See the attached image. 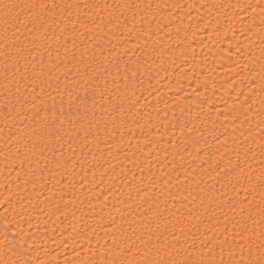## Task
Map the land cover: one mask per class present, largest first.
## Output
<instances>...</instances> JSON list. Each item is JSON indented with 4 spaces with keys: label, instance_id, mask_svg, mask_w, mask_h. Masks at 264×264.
<instances>
[{
    "label": "snow or ice",
    "instance_id": "6c2138e0",
    "mask_svg": "<svg viewBox=\"0 0 264 264\" xmlns=\"http://www.w3.org/2000/svg\"><path fill=\"white\" fill-rule=\"evenodd\" d=\"M247 7L254 10L251 4ZM152 9L150 0H113L112 3L108 0H0V94L5 100L0 110L7 109L0 114L13 121L19 119L24 125L22 130L9 136V141L15 140L20 145L16 153L10 155L5 148L0 154L11 161L13 168L19 165L16 179L22 181L25 192L29 184L32 193H36L37 184L41 189L51 184L48 191H60L63 202L62 210L60 202L53 206L40 201L43 192L28 196L17 194L20 215L27 217L29 227L30 213L36 209L48 218L56 215L57 219L59 215L68 219L71 210L75 219L76 211L72 209L78 199L77 188L83 190L86 185H93L89 191L99 200L101 193H96L94 187L97 169L104 168L107 172L110 167L115 173L120 165L121 185L128 188V199L121 201L126 210L117 209L118 216L111 212L103 215L108 200V194H104L101 215L87 217L81 228L75 224L72 227L75 236L86 242L87 251L83 257L77 252V259H65L63 264H264V83L260 85V107L256 109L260 117L256 125L260 129L259 140L249 120L255 97L245 96L240 106L244 115L240 124L248 123L249 127L247 131L240 127L238 136H233L234 144L243 137V147L236 145L234 162L229 159V165L217 164L212 169L217 176H222L221 189L225 191L218 195L206 192L201 187L203 180L200 183L189 180L195 169L192 168L194 161H189L185 167L183 153L187 145L182 143L177 150L174 142L164 140L166 131L160 132L157 128L160 139L145 140L147 152L139 143L132 145L133 133L139 130L143 134L147 129L152 135L155 127L151 118L145 122L137 119L140 97L136 94L135 81L157 49L163 53L168 47L160 37L159 22L154 16L149 19ZM261 13L264 14V6ZM261 55L264 56V48ZM259 75L264 80V63ZM238 119L233 117L234 122ZM236 132L237 129H233V133ZM126 133L127 148L124 146ZM216 139L224 146L228 143L227 137L223 141ZM166 143L171 144L172 151L160 147ZM133 147L142 154V159L132 151ZM257 152L259 168H254L249 157L256 160ZM121 154L124 161L139 170L141 185L144 169L151 171L153 161L159 164L161 175L153 174L151 182V188L159 186V195L148 196L150 189L134 183L136 171H132L131 180L128 179L129 170L121 163ZM112 159L116 164L111 163ZM199 167L201 172L209 171L202 165ZM181 170L186 184L180 191L186 195L179 203L187 207L185 201L192 204L199 201L198 207L203 212L193 218V209L189 208L188 219L194 220L191 227L181 216L170 229L164 217L165 213L176 216L173 208L177 196L169 189L173 186V174L178 180ZM89 175L93 178L91 181ZM227 188L236 195L229 196ZM133 191L143 201L137 202L135 214L131 211ZM241 191L243 199L238 198ZM45 199L51 201L52 197ZM86 199L91 204L92 196ZM25 200L29 212L24 211ZM84 203L80 200V204ZM161 203L165 206L164 212L158 211ZM4 204L6 213L16 210L11 196L4 198ZM225 206L227 211H224ZM205 214L208 221L215 220V224L205 225L212 235L201 231V217ZM10 225L11 221L4 226L0 237V264H51L48 260L25 259L27 233L21 229L10 238ZM93 237L95 248L92 247Z\"/></svg>",
    "mask_w": 264,
    "mask_h": 264
},
{
    "label": "bare ground",
    "instance_id": "6f19581e",
    "mask_svg": "<svg viewBox=\"0 0 264 264\" xmlns=\"http://www.w3.org/2000/svg\"><path fill=\"white\" fill-rule=\"evenodd\" d=\"M108 2L112 3L113 0H108ZM150 2L153 4V9L149 19L154 16L155 20L159 22L160 37L168 47L163 53L157 49V53L153 54L152 60H148L147 64H144L142 74L135 81L136 94L140 97V102L137 105L140 117L137 119L142 118V122H145L151 118L155 127L152 128V135L148 134L147 129L143 134L139 130L133 133L131 136L132 145L135 146L139 143L147 152L148 145L145 140H159L160 134L157 132V128L160 129V132L166 131L164 140L174 142L177 150L182 143L187 145V151L183 153L184 164L187 167L189 161H194L192 168L195 169L189 180H194L196 183L203 180L201 187L206 192L211 191L218 195L225 189H221L222 176H217L212 169L217 164H220L221 167L229 165V159L234 162L236 145L240 144L243 147L241 144L243 137H239L234 144L233 136H238L240 127H243L245 131L249 127L248 123L240 124V121L244 119L240 106L244 102L245 96L255 97V104L252 112L249 113V120L251 127L255 129L254 136L259 140L260 129L256 125L260 117L256 115V109L260 107V85L264 83L259 75L261 65L264 63V56L261 55V49L264 48V43H262L264 41V14L261 13V6H264V0H150ZM249 4L254 6V10L247 7ZM156 5H159V8ZM156 27V23H153V28L156 29ZM181 50H183V55H180ZM4 104V96L0 94V105ZM244 106L246 107V104ZM65 111L67 112V107ZM0 112L6 113L7 109H2ZM234 116L239 117L235 122ZM23 128L24 125L20 123L19 119L13 121L11 118L6 119L4 114H0V130H2L0 131V153L5 148L10 155L16 153L20 145L15 140L9 141V136ZM233 129H237V132L233 133ZM216 137H219L220 141L227 137V145L219 143ZM117 139H119L118 136ZM127 139L128 133H126L125 148H127ZM160 147H167L169 151H172L171 144L166 143ZM132 151H136L137 157L143 158L135 147L132 148ZM188 152L191 155H188ZM77 154H79V150ZM256 155L257 159L252 160L249 157V162L254 168H259V153L257 152ZM129 156H131L130 153ZM205 161L207 163H204ZM111 163L116 164V160L112 159ZM121 163L126 164L129 170V180H131L132 171L137 172V180L134 183L139 187L150 189L148 196L154 198L160 194L159 186L151 188L153 174L161 175L159 164L153 161L154 167L151 171L148 168L144 169V183L141 185L139 170L134 169L130 162L124 161L123 154H121ZM200 165L208 168L209 171L201 172ZM210 165L211 167H209ZM105 167L108 166L105 165ZM25 168H27V164ZM19 170L18 164L13 168L11 161L6 160L5 156L0 154V237L3 235L4 226L9 221H11L10 227L12 228L9 233L10 238L21 229L27 233L25 236L27 240L25 259L48 260L51 264H56L59 261L60 264H63L65 259L69 261L77 259V252L83 257L87 251L86 242L75 236L72 227L75 224L77 228H81L87 217L95 215L98 218L101 215V201L104 194H108V200L103 215L107 216L111 212L118 216L117 209L126 210L125 204L121 201L128 199V188L121 185L120 165H117L115 173L111 171L110 167L107 172L104 171V168H98L94 187L96 193H101L99 200L89 191L93 185H86L83 190L77 188L78 199L72 209L76 211L75 219L71 215V210L68 212V219L59 214H57L59 215V219H57L56 215L48 218L46 214H42L39 209H36L34 213H30L32 223L29 227L27 217L20 215L17 194L28 196L29 193H32V186L31 184L27 185L28 192L24 191L25 186L22 181L16 179V172ZM184 175L181 170L177 180L173 174V186L169 189L177 196L176 207L173 208L176 216L173 217L165 213L164 217L166 221H169L170 229L172 224L176 223V219L181 216L185 219L186 225L191 227L194 220L188 219L189 208L193 209V218L203 212V209L198 207L199 201L196 204L185 201L187 207L179 203V200L183 199V195H186L180 191L181 186L186 184ZM213 176L216 177L215 180L212 179ZM92 179V176L89 175V181ZM17 184L20 185L19 188H17ZM213 184H215L214 189L212 188ZM109 185L114 187L109 189ZM51 188V184H47L44 189H41L37 184L36 193L32 194L37 195L43 192L44 195L39 196L40 201H44L45 204L51 203L53 206L60 202L63 210V202L60 201L61 192L55 189L48 191ZM227 194L233 197L236 195L231 188H227ZM141 195L143 196L144 193L141 192ZM164 195L167 196V191ZM8 196H11L12 203L17 207L14 212L10 209L6 213L4 208L7 205L4 204V198ZM46 196H51V201L46 200ZM86 196H92L91 204L88 203ZM132 196L134 199L131 201L133 205L131 211L135 214L137 213V202L143 203V201L136 197L135 191L132 192ZM148 196H145L144 199L147 200ZM238 198H244L243 191L240 192ZM80 200H84L85 203L80 204ZM171 203L173 201H169V204ZM24 204V211L29 212L28 201L25 200ZM93 206H95V211H93ZM144 207H147V204H144ZM153 209L154 212L157 211L155 205H153ZM164 210L165 206L161 203L158 211L164 212ZM227 210L228 208L225 206L224 211ZM201 219L203 220L200 225L201 231H208V234L212 235V231L205 229V225L215 224V220L208 221L206 214ZM178 230L179 225L176 228V231ZM102 235L103 233H101ZM64 240L67 243H59ZM101 243H103V239ZM92 247H96L95 237H93ZM45 250H47V255ZM88 255L91 253L89 252ZM53 257L56 259L53 260Z\"/></svg>",
    "mask_w": 264,
    "mask_h": 264
}]
</instances>
